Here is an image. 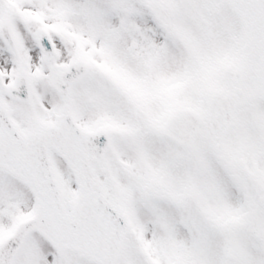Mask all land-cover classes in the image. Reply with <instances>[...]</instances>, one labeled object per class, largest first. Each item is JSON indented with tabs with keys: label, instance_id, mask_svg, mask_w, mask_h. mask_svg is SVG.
I'll use <instances>...</instances> for the list:
<instances>
[{
	"label": "snow or ice",
	"instance_id": "6c2138e0",
	"mask_svg": "<svg viewBox=\"0 0 264 264\" xmlns=\"http://www.w3.org/2000/svg\"><path fill=\"white\" fill-rule=\"evenodd\" d=\"M0 264H264V0H0Z\"/></svg>",
	"mask_w": 264,
	"mask_h": 264
}]
</instances>
